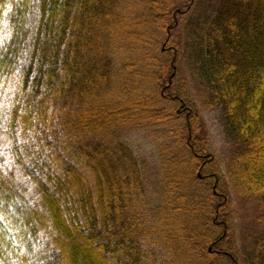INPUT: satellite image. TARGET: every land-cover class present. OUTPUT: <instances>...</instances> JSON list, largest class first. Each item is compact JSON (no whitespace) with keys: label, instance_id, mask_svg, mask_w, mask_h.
<instances>
[{"label":"trees","instance_id":"obj_1","mask_svg":"<svg viewBox=\"0 0 264 264\" xmlns=\"http://www.w3.org/2000/svg\"><path fill=\"white\" fill-rule=\"evenodd\" d=\"M144 1L157 33L147 49L164 46L156 73L132 77L153 75L161 95L129 92L127 81L113 100L103 36L134 0H0V264H157L150 236L169 264H264V0H212L205 11L195 0ZM137 32L131 42L147 43ZM181 64L197 105L174 89ZM198 105L220 114L223 174ZM165 123L184 157L167 155L169 203L151 210L122 131ZM228 188L248 219L239 242Z\"/></svg>","mask_w":264,"mask_h":264},{"label":"rangeland","instance_id":"obj_2","mask_svg":"<svg viewBox=\"0 0 264 264\" xmlns=\"http://www.w3.org/2000/svg\"><path fill=\"white\" fill-rule=\"evenodd\" d=\"M134 1V3H130V5L126 7L123 13L121 12L120 22H117L116 19L113 25V31H115L116 35L109 34L107 37L103 36V38L107 40V47L109 48L111 57L115 60V67L117 68L114 78L115 87L105 98L111 96L110 99L123 100L124 98L122 97L128 93L123 90L124 87L122 86L125 85L127 81L130 83L129 92H132L138 87H144L145 91H150V96L161 95L160 89L155 91L152 88L153 75L149 74V78H152L150 81L152 83H149L147 80L143 82H141V80L136 81V78L132 77L134 71L137 70L149 69L153 73H156V71L152 70L154 58H158L159 51L164 46V42H161L157 47H154L153 50L147 49L148 44L154 40L157 33L149 24V19L145 20L147 16V13H145L147 10L145 5L146 1ZM188 1L189 0H182L181 2L184 4L188 3ZM195 2V6H200L203 11L209 9L212 5V0H195ZM182 3L178 5H183ZM136 30H138L137 33L140 36L147 38V43L145 39L140 37L135 43L131 42V34L136 33ZM181 30L183 32L184 28H181ZM173 86L179 96L186 98L188 104L191 105L193 103L197 105V101L192 95L194 88L192 86L190 74L183 64L179 65ZM106 101L109 102L108 99ZM164 101L170 106L169 101ZM194 107L196 108L195 112L200 114L202 119V136L207 139L208 148L214 156L213 166L223 174L230 149L224 138L220 123V114L217 111L203 110L199 105L198 107ZM175 127L176 125L174 123H165L147 125L141 129L127 132L122 131V141L124 145L130 147L139 159V163L144 166L142 175L147 187L144 189L142 208L148 207V209L151 210H160L163 208L162 210L165 211L164 209L169 203L167 195L165 194V184L168 181L165 165L166 158L167 155L170 156V153H177L178 156L184 157L181 154L184 148L176 141L175 134H173L174 131H172L173 129L175 130ZM224 191L230 198L228 217L233 228V240L239 242L240 234L242 229L247 226L248 219L240 210L238 203L234 201V197L230 193L229 188ZM162 224L167 228L169 222H162ZM147 238H145L144 241V250L153 251V255H156L158 258L157 264H169L167 250L157 243L158 241L154 236H150L148 241ZM148 242L151 245H149Z\"/></svg>","mask_w":264,"mask_h":264},{"label":"flooded vegetation","instance_id":"obj_3","mask_svg":"<svg viewBox=\"0 0 264 264\" xmlns=\"http://www.w3.org/2000/svg\"><path fill=\"white\" fill-rule=\"evenodd\" d=\"M165 91H167V89H165ZM165 91L162 92V96H164Z\"/></svg>","mask_w":264,"mask_h":264},{"label":"water","instance_id":"obj_4","mask_svg":"<svg viewBox=\"0 0 264 264\" xmlns=\"http://www.w3.org/2000/svg\"><path fill=\"white\" fill-rule=\"evenodd\" d=\"M170 85H171V83H170Z\"/></svg>","mask_w":264,"mask_h":264}]
</instances>
